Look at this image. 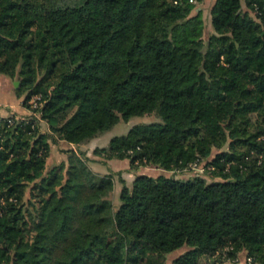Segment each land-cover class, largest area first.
Wrapping results in <instances>:
<instances>
[{
    "label": "trees",
    "instance_id": "16d2710c",
    "mask_svg": "<svg viewBox=\"0 0 264 264\" xmlns=\"http://www.w3.org/2000/svg\"><path fill=\"white\" fill-rule=\"evenodd\" d=\"M201 1L0 0V76L50 133L155 116L95 153L159 171L115 209L74 153L48 168L34 115L0 117V264H264V0H216L210 28Z\"/></svg>",
    "mask_w": 264,
    "mask_h": 264
},
{
    "label": "rangeland",
    "instance_id": "374dc122",
    "mask_svg": "<svg viewBox=\"0 0 264 264\" xmlns=\"http://www.w3.org/2000/svg\"><path fill=\"white\" fill-rule=\"evenodd\" d=\"M211 1L212 0H202L199 4H195L197 7L196 10L199 7H202L204 11L208 9L209 12L210 10L208 6L210 5L209 3H211ZM191 3H194V0ZM202 16L207 23V28H210L211 20H208L209 13L205 14L204 12L202 13ZM15 83H18V81L15 79L8 80L3 76H0V117L11 120L13 116V118L17 120H27L31 117V115H34L38 119V115H35V113L31 109H28L27 106H25L24 97L17 96L16 88L18 87L19 83L16 85ZM29 103L35 104L32 99H30ZM38 121L40 132L43 134H49L48 143L50 145V154L47 159L48 168L60 164H63L65 168L68 167V165L70 164V155L74 153L88 166V168L93 173L99 176H110L112 178L114 182L113 202L115 209H117L119 206V191L123 184H130L136 176L141 174H146L150 176H157L159 174L158 169L151 166L141 167L138 170H131L128 165L126 168V163L122 162L126 160L106 159L104 156L95 153L97 149L106 147L113 137H118L127 134L132 127L140 124H147L153 121H158L155 116L145 118H132L127 123L119 122L104 135L93 138L87 143L78 146L69 145L64 141H61L59 138H57L56 134L50 133L46 122L40 119H38ZM196 174L200 175L208 182H211L213 180L210 174L204 172L203 165L198 166L193 171L187 172L185 174L177 173L175 174V177L189 178ZM167 175L170 176L172 174L168 173ZM30 209L32 210L31 207ZM183 252L184 250L177 251L167 256L165 264H172V261L178 256H180ZM239 259V264H245L244 255H241ZM213 261V259L210 261L202 259L200 260V264H208Z\"/></svg>",
    "mask_w": 264,
    "mask_h": 264
},
{
    "label": "crops",
    "instance_id": "0c3cea01",
    "mask_svg": "<svg viewBox=\"0 0 264 264\" xmlns=\"http://www.w3.org/2000/svg\"><path fill=\"white\" fill-rule=\"evenodd\" d=\"M205 1V0H204ZM207 1V0H206ZM215 1L216 0H212L211 1V3H209L210 5L208 6V8H209V12H208V9L206 10V11H204V9L202 8V7H199L198 9H197V11H202V13H204L205 12V14H207V13H209V19L208 20H211V9H212V7H213V5H214V3H215ZM204 17H206V16H204ZM206 19V18H205ZM205 23H206V21H205ZM207 24V23H206ZM122 162H124V163H126V168H127V165L129 166V162H128V160H126V161H122Z\"/></svg>",
    "mask_w": 264,
    "mask_h": 264
},
{
    "label": "built area",
    "instance_id": "2783aa9c",
    "mask_svg": "<svg viewBox=\"0 0 264 264\" xmlns=\"http://www.w3.org/2000/svg\"><path fill=\"white\" fill-rule=\"evenodd\" d=\"M191 2L193 1V0H190ZM34 102L36 101V98H34V99H32ZM30 105H31V107L32 108H36L37 107V105H36V102H35V104H33V103H29ZM263 139H264V137H263ZM240 263V259L238 258V259H236L235 261H233V264H239ZM245 264H251V260L250 259H245Z\"/></svg>",
    "mask_w": 264,
    "mask_h": 264
},
{
    "label": "water",
    "instance_id": "95a60500",
    "mask_svg": "<svg viewBox=\"0 0 264 264\" xmlns=\"http://www.w3.org/2000/svg\"><path fill=\"white\" fill-rule=\"evenodd\" d=\"M18 84V83H15V85Z\"/></svg>",
    "mask_w": 264,
    "mask_h": 264
}]
</instances>
